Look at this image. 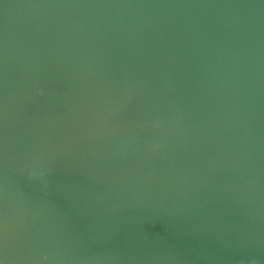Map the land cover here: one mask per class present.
Returning <instances> with one entry per match:
<instances>
[{
    "label": "water",
    "instance_id": "water-1",
    "mask_svg": "<svg viewBox=\"0 0 264 264\" xmlns=\"http://www.w3.org/2000/svg\"><path fill=\"white\" fill-rule=\"evenodd\" d=\"M0 264H264V0H0Z\"/></svg>",
    "mask_w": 264,
    "mask_h": 264
}]
</instances>
